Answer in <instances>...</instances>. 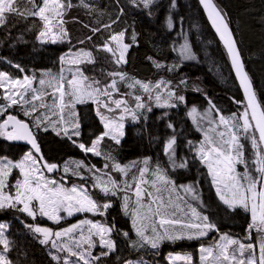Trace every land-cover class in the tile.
<instances>
[{"label": "trees", "instance_id": "trees-1", "mask_svg": "<svg viewBox=\"0 0 264 264\" xmlns=\"http://www.w3.org/2000/svg\"><path fill=\"white\" fill-rule=\"evenodd\" d=\"M212 1L232 31L246 73L253 85L254 93L261 108L264 109V0ZM118 3L120 8L117 7ZM88 4L91 5V9L79 6V0H75L77 8L69 10L78 14L76 25L66 27L70 38V42L66 46L39 42L38 32L42 25L37 19L31 17L25 19L19 16L9 18L8 28L5 30V39L4 37L0 39V59H3V62L0 60V71H7L11 75L21 73L29 77L42 75L41 72L46 71L53 72L58 76L60 57L71 48L75 49L79 46L81 48L85 42L98 48L110 36L104 30H110L114 33L125 32L126 43L131 45L126 57V69L133 75L146 80L155 79L165 82L161 78H156L158 74L166 76L168 89L171 90L170 92L175 93L172 97V103L177 105V108L168 107L164 111L165 117L162 121L158 120L161 114L158 110L152 112L148 110L137 111L136 115L139 117L140 122L127 125L125 138L120 147H113L115 145L113 143L102 145L101 153L109 154L104 156L108 162L115 161L112 155L114 151H116V159L120 161L134 160L139 157H153V155L158 160L164 161L165 145L172 136L176 137L174 147L178 154H186V151L191 150V148L185 146L188 140H192L196 144L201 142L199 132L194 128L186 113L190 106L200 108L210 106L225 118L234 117L243 121L241 117L247 109L233 77L228 57L197 0H153L148 8L139 3V0H137V5H134L132 0H92V3ZM112 4L114 7L111 8ZM25 6L31 7L30 4H22V7ZM121 9L123 14L119 15ZM96 10H98L97 15ZM169 19L171 20V27H169ZM114 20L116 22L112 23ZM107 24H111V28H106L105 25ZM85 25H88V27H85ZM93 28H101V30L94 35L91 31ZM133 34H135V40H133ZM184 34L189 37L196 58L194 62L183 61L177 53ZM88 37H91V39H88ZM10 65L15 66V69L11 68ZM16 65L20 67L18 68ZM21 68L23 71L20 70ZM34 87L37 88L35 78ZM48 89L46 85L44 88L37 89L39 92L47 94L43 99L44 102L49 97H53V95L46 93ZM180 96H183L185 101L177 98ZM40 103L41 101L36 104ZM53 103L54 98L51 106ZM6 104L7 101L0 97V106L4 107ZM30 108L31 105L8 107L6 112L0 115V123H3L7 116L11 114L30 125L42 152L43 160H39L41 165L43 163L56 164L61 168L65 161H69L73 164L74 171H76L75 165H79V162L71 158L82 159L85 172L91 164L90 161L77 148L73 147L66 138L51 131H43L41 127L35 131L36 117H32L31 114L25 115V111H30ZM78 109L79 116L86 113L91 117V120L87 119L83 123V128L81 126L82 129H80L82 131L81 137L76 138L73 142L88 146L92 140L102 134L103 130L96 120L95 106L92 103H85L79 106ZM52 110L53 107L42 108V118L48 121L53 118L55 115ZM95 123L98 127L91 131ZM169 124L172 125L171 128ZM251 135L252 132L251 134L250 132L247 134L241 132L240 142L244 145V158L248 161V166L255 168V165L251 163L254 158ZM106 142L109 143V141ZM27 151L28 149L25 146L0 136V158L19 160ZM190 156L193 157V155ZM101 162V159H92L93 164L91 165L100 166ZM164 164L162 163V165ZM201 165L200 162L193 159V164H191L192 173H189L190 178L192 175L198 176V167ZM42 169L48 177L57 179L67 185L75 182L72 176H65L61 171L56 175H49L43 167ZM244 169L243 164L237 166L238 172L243 173ZM202 171H204V168ZM173 177L177 182L174 171ZM255 177L257 176L255 175ZM189 179L186 178V180ZM89 181L92 183L91 179ZM89 190L93 192L94 199L100 202L101 197L96 195L95 189L90 186ZM116 200V207L111 211L112 217H110L111 215L108 216L109 222L113 223L112 233L116 251L110 253L102 261L98 263L94 261V263L122 264L130 259H140L142 255L148 260L160 259L165 253L162 250L163 244L155 249L151 248L150 245L135 237L132 230L131 233L125 230L129 221L124 217L118 202L120 200ZM212 212L217 216V219L212 217L210 221L216 225L217 233L220 234H230L227 229L232 228V226L226 219L236 215L241 217V219L239 218L241 220L240 233L243 234V231L250 224V214L242 210L240 212H226L224 205L218 208L214 203ZM106 218L104 221L108 220ZM19 220L21 222V218ZM28 220L29 222L22 224V227L16 226L13 222L9 223L6 237L11 242L9 255L13 264H58L48 250L50 244H40L39 238L33 234L28 225L37 222L35 225L55 229L57 227L50 221H41L37 218ZM57 226L58 228L61 227L60 225ZM235 231H237L236 227L232 230L234 234L232 236L241 239V234L236 235ZM124 233H128V235L125 236ZM213 235L215 236V233H211L209 238ZM170 242L172 247L170 251L168 250L169 252H176L177 249L189 247L190 245L194 246L193 244H195L185 240ZM178 242L182 245L178 246ZM184 243L190 245H183Z\"/></svg>", "mask_w": 264, "mask_h": 264}, {"label": "snow or ice", "instance_id": "snow-or-ice-1", "mask_svg": "<svg viewBox=\"0 0 264 264\" xmlns=\"http://www.w3.org/2000/svg\"><path fill=\"white\" fill-rule=\"evenodd\" d=\"M22 3L25 5L30 4L31 7L25 6L22 8ZM132 3L137 5V0H132ZM139 3L148 8L153 3V0H139ZM201 3L208 12L209 19L219 33L231 57L232 65L244 89L247 98V109L251 110V115H249V111L247 110L242 114V125L234 117L225 118L221 115L217 127L223 125L224 130L217 132L215 128L211 129V131L216 132L218 139L206 134L205 141L200 144L196 152L200 162L207 167L212 177V183L215 186L219 200L231 210L243 209L245 212L250 213L252 223L249 227L254 228L257 232L264 233V148L261 147V145H264V109L261 108L252 90V85L247 73L244 71V65L240 59L236 42L232 38V33L228 29L223 15L212 3V0H201ZM73 6L70 0H0V26H3L7 22L9 16H19L25 19L34 17L42 25L38 32V39L42 43L51 42L55 44L58 42V38L62 42L63 38L68 34L67 29L64 27L66 23L65 16ZM79 6L91 9V5L86 0H79ZM121 14H123L122 9ZM115 22L114 20L112 23ZM85 27H88V25H85ZM105 27L111 28V24H107ZM169 27H171L170 19ZM91 31L95 33L99 29L93 28ZM124 36L125 32L123 31L111 34L108 41L100 49L108 53L112 57V63L116 65V70L107 73V76L110 77L108 83L101 85V82L98 80L86 83L88 78L83 76L82 72L79 74V79L74 74L73 78L67 80L66 83L62 75L58 78L52 77V80L55 81L54 85L51 81L49 82V86L54 89V103L51 107H58L61 113L56 126H59L61 122L67 123L63 116L66 108L71 107L74 109L76 104H83L89 100L97 104L98 107H105L109 112L116 109L121 110L122 114L118 119H109L97 111V114L100 115L101 120L104 122L106 131L90 147L85 146L83 143L78 145L86 153L91 152L97 156L101 155V152L97 149V145L100 144L105 136L119 144L120 137L123 136L122 130L124 124L121 121L125 118L124 114L130 112L132 119L136 120V110L145 108V103L140 95L134 96L136 101L135 110L127 106L126 100L111 99L114 93L119 92V83L126 84L129 88L139 86L144 93L149 94V99H151L150 93L153 86L140 80H134L128 77L126 72L120 70L121 66L127 63L126 53L130 47V45L124 43ZM88 39H91V37H88ZM133 40H135V34H133ZM187 52V46H184L182 54ZM81 55L87 57V63H95V58L90 52L77 54V57L72 59L70 63L79 64L83 62L80 58ZM61 60L63 61L64 57H61ZM16 67L19 68L20 66L16 65ZM20 70L23 71L22 68ZM33 80L34 77L29 76H24L22 80L11 78L7 73L0 71V88L5 89L3 99L7 101L6 106L0 107V115H3L7 108L13 105H31L30 111L26 110L25 115L35 113L39 108L48 107L42 99L44 93L38 92L32 86ZM162 83L164 82L161 81L154 87L159 88ZM39 84L41 86L45 85V80L40 79ZM55 93H59L58 104L55 103L57 99ZM168 95L172 97L175 93L169 92ZM65 96L69 97L68 101H65ZM177 98L179 100L184 99L183 96ZM155 99L157 102H160V95L157 94ZM38 100L41 101L39 105L35 103ZM112 105H115V108ZM158 106L175 107V105L168 104L167 101L162 104L158 103ZM195 111L196 109L193 108L192 112ZM53 114L55 115V113ZM72 115H75V113L73 112ZM48 123H51V121L49 120ZM48 123L40 117H36L35 119V126L39 128L43 125L44 131L48 130ZM71 126L74 129H78L80 126L78 120H73ZM169 127L171 128L172 125L169 124ZM63 131L65 135L68 134L67 128H64ZM250 131L252 132L250 139L254 151V158L251 163L255 165L254 170L258 173L257 177H254L248 168V161L244 158V145L240 142L241 132L247 134ZM256 133H258V137ZM57 134L59 135L60 132L57 131ZM73 134L78 136L79 132L75 131ZM0 136L8 140L26 141L35 150V153L40 152L39 145L29 124L17 119L14 115L9 114L7 119L3 123H0ZM175 144L176 137L172 136L167 141L165 153L169 156V161L174 168H185L187 167L186 161L179 164L176 163ZM189 144H191V141H189ZM39 159H42V157L38 158L33 152H29L17 163H13L10 160L6 162L0 161V209L15 208L19 212L26 213L33 220L39 215L53 222H59L62 219V212L67 213L68 216L80 212L103 216L105 211L111 206L109 203L99 204L89 195L87 189H78L75 186L65 188L56 180L47 178L43 175L41 169L37 167ZM143 163L145 166L139 169L138 182L134 185V196L136 197V205L138 207L134 208L132 212V226L136 230L137 236L144 243L150 244L155 249L164 240L173 242L184 239L192 240L206 236L209 231L216 230V225L209 220V217L202 215L191 205H188V207L194 218L193 221L182 222L176 216L175 209L170 211L172 201L169 199L166 203L162 193L175 191V185L159 165L154 170H151L148 167L149 161L147 159ZM239 164L245 166L243 173L237 171V165ZM43 167L47 168L48 172H52L57 168V165L45 163ZM128 167H122L118 163L113 164L115 170L124 174H127L126 170ZM14 168L19 169L23 179L16 180L15 184L10 186L8 178ZM64 171H68L67 167H65ZM148 173H151L152 179L146 178V174ZM141 185H148L150 189H154L156 193L161 195L154 196L149 188H142ZM10 187L14 188L15 191H5V189H10ZM95 187H98L105 196L109 194L115 196L121 190L120 185L111 179L106 182L100 181ZM131 187L127 183L124 185L125 189ZM185 191L192 193L194 200L199 199L195 189L191 186L185 188ZM145 196L149 198L147 204L144 202ZM130 199L131 197H125L124 208L126 211ZM157 224L159 227H157ZM81 225H91V227L88 229L87 236L84 235V231L81 229L80 238L76 240L71 234L80 229ZM149 225H151L152 234L146 235L145 233ZM28 227L42 237L39 239L40 244L47 245L51 243L52 248L69 252L71 256L76 257L77 261H82L83 264H90V261H100L101 257L108 256L115 249L114 242L110 238H106L110 237L112 229L90 220H82L78 224H73L57 232L38 225H28ZM4 230L5 225L0 224V246H2V250H0V264H13L7 255L11 250V242L5 236ZM124 235L127 236L128 233H124ZM94 236L98 237L100 247L107 249V251L101 252L99 256L92 255L91 250L96 247V241L93 239ZM61 237H68L69 242L75 248H80L82 244H86L87 251H73L72 247H69V244L57 245L56 241ZM222 239L225 242L216 246L218 251L215 254L213 248L200 249L202 264H264V236L261 237L260 254L258 257L252 244L245 245L239 240L228 237H223ZM232 245H236L237 247L233 248L230 252L229 247ZM246 249L251 250L249 256L246 259H239L237 252L242 257ZM52 258L54 260L58 259L56 256ZM184 259L190 260V257H185ZM63 264H69V261L66 259ZM127 264H131V262L129 261Z\"/></svg>", "mask_w": 264, "mask_h": 264}, {"label": "rangeland", "instance_id": "rangeland-1", "mask_svg": "<svg viewBox=\"0 0 264 264\" xmlns=\"http://www.w3.org/2000/svg\"><path fill=\"white\" fill-rule=\"evenodd\" d=\"M115 1V0H114ZM87 3H92V0H86ZM70 3L73 4L74 6L71 9H75L77 8L75 6V0H70ZM23 4V3H22ZM22 6V5H21ZM114 7V5H111V8ZM118 8H120V4L118 3ZM23 8V7H22ZM69 9V10H71ZM98 9V8H97ZM67 12L66 16H65V20L66 23L64 25V27H68V26H75L76 25V16H77V12L74 11H69ZM15 16H9V18H14ZM9 18L7 20V22L3 25L0 26V39L2 37H4L5 39V30L8 28V24H9ZM34 18V17H31ZM36 19V18H34ZM105 33H107L108 35L110 34H115L114 32L110 31V30H104ZM110 37V36H109ZM109 38H107L104 43L106 41H108ZM39 42L40 39H38ZM70 42V38L69 35L67 34L66 37L63 38L62 42L61 40L58 38V42L55 43L57 45H61V46H66L68 43ZM42 43V42H41ZM103 43V44H104ZM124 43H125V36H124ZM43 44H53L51 42L48 43H43ZM102 44V45H103ZM83 47L79 48L76 47L75 49H70L69 51L66 52V54H64L62 57H64V60L60 62V67H61V71L66 73L67 75H69L71 78H73V75L75 74L76 77L79 79V74L82 72L83 76L88 78L87 82H91L92 80H98L101 81V85L106 84L110 81V77L107 76V73L113 70H116V65L112 63V57L106 53L101 51V47L102 45L98 46V48H95L93 45H91L88 42H85L84 44H82ZM184 46H187L188 52L182 54V50L184 48ZM84 52H90L92 54V56L95 58V63H87V57H83L81 55V60L83 62L79 63V64H73L70 63V61L74 58L77 57V54H82ZM99 53V56L97 57V54ZM177 53L178 55L181 57V59L185 62H194L196 61L195 55L193 53V50L191 48L190 45V41H189V37L187 34H184V37L182 39L181 44L179 45L178 49H177ZM61 59V58H60ZM102 70V71H100ZM121 71L126 72L128 77L134 79V80H140L142 82L145 83H149L152 87V91L150 93L151 95V99H149V94L148 93H144L142 89L139 88V86H136L135 88H129V90H131V92L127 95L126 93L128 92L127 90H123V92L120 93L121 89L123 88L122 86L126 87V84L123 83H119V92L118 93H114L113 96L111 97V99H123L127 101V106L130 109H134L135 110V105H136V101L135 99H131L132 97L130 96H135V95H140L143 98V101L145 103V108L143 109H139L136 110L137 111H141V110H145V111H149L152 112L154 110H158L161 112L158 120L162 121V119L165 117V110L168 108V106H158V103H164L165 101H167L168 104L170 105H174L172 103V97H169L168 93L171 91L170 89H168V82L166 79V76L162 75V74H158L156 79H163L165 80L164 83L161 84V86L159 88H155L154 86L161 82V80H146V79H140L138 77H134L131 76L124 68V65L121 66L120 68ZM131 82V81H129ZM159 94L161 97L160 102H157L155 97L156 95ZM54 97H49L44 103L46 105H48L47 108L51 107L52 104V100ZM103 99V98H101ZM69 97H65V101H68ZM134 101V102H132ZM182 101H185V99H183ZM56 104L57 100L55 101ZM86 103H92L95 105V117L96 120L98 122V124L102 127V134L106 131L105 127H104V122L101 120L100 115L97 114V111H99L100 113H102L105 117H108L109 119H118V117L122 114L120 109H116L115 111L109 112L106 110L105 107L103 106H99L95 103H93L91 100L87 101ZM133 103V105H132ZM84 104V103H83ZM83 104H76L74 109L69 107L66 108L64 110L63 116L65 118V120L67 121V123L61 122L59 126H56V122L60 119L61 113L58 107H56L55 109L53 108V112L55 113V116L53 118L50 119L51 123H48V121L45 120L46 123H48V130L47 131H51L54 133H57V131H61L62 135L66 138L71 139L72 136L71 134L74 133L75 131H78L80 134V130L81 126L83 125V123L88 119L91 120V117L84 113L83 115L79 116V109L77 108L78 106H81ZM39 105V104H37ZM132 105V106H131ZM16 107H20L21 105H13ZM11 106V107H13ZM151 106V107H148ZM113 108H115V105H112ZM174 109L177 108V105H175V107H173ZM195 108L196 111L192 112V109ZM150 109V110H149ZM42 108H39V110L37 112H35L34 114L37 115V117H42ZM75 113V115H72V113ZM187 116L190 120V122L192 123V125L194 126V128L199 132L200 134V139L201 142L200 143H194V141L192 140H188L186 142L185 146H188V148H191V150L186 151L183 156H190L193 155V159H196L200 162L196 149L200 146L201 143H203L205 141V135L207 134L210 137H214L217 138L216 136V132L211 131V129L215 128L216 131H222L224 130L223 125H220L219 127H217V125L219 124V117L221 116L219 113H217L215 110H213L210 106L204 107V108H200V107H196V106H190L188 107L187 111ZM125 118L123 121H121L124 124V128H123V136L120 137V143L117 144L115 143L113 140L109 139L107 136H105L103 138V140L100 142L99 145H97V149L98 151L101 152V146L102 145H107L110 143L115 144L114 147H120L121 143L124 141L125 138V129L127 127L128 124H138L140 121L137 117L136 120L132 119V115L131 113H125L124 114ZM90 119H89V118ZM83 118V119H81ZM81 119V120H80ZM73 120H78L79 122V128L78 129H74L71 126V122ZM238 120V119H236ZM95 122V121H94ZM238 122L242 125L243 121L238 120ZM55 126V127H54ZM98 127L97 123H95V126H93L91 128V131L94 130V128L96 129ZM40 128V127H39ZM39 128H37L36 126L34 127L35 131L39 130ZM67 128L68 130V134L65 135L63 129ZM43 130V127H42ZM102 134L100 136H102ZM251 134V131H250ZM74 135V134H73ZM77 135H74V137H76ZM79 136V135H78ZM99 136V137H100ZM257 136V134H256ZM97 137V138H99ZM258 137V136H257ZM96 138V139H97ZM95 139V140H96ZM94 140V141H95ZM92 141L87 147H90L92 145V143L94 142ZM106 141H109V143H107ZM189 141H191V144H189ZM167 144V143H166ZM166 147V145H165ZM194 148V149H193ZM176 149V148H175ZM82 151V150H81ZM31 151H27L19 160H13L11 158H0V161H12L13 163H17L20 160L23 159V157L28 154ZM83 156H85V158L90 161L91 164L92 163V159H101V165L100 166H92L89 165L87 167V170L84 172V170L82 169V173H79V170L75 169L76 171H74L73 169V164L69 161H65L61 167V172L63 175L65 176H72L73 179H75V182L73 184L67 185L57 179H54L52 177H48L44 171L42 170L40 163L38 162L37 167H39L41 169V172L43 173L44 176H46L49 179H54L56 180L59 184H61L63 187L65 188H71L73 186L77 187L78 189H87L89 195L94 199V194H92L93 192H91L89 190L90 186L92 188L95 189L96 195L99 197H101L100 203L101 205L104 203H109L111 206L105 211V214L103 216L100 215H94L92 213H88V212H80V213H74L72 216H68L67 213H61L62 219L59 222H53L51 220H48L46 217H40L38 215L37 219H40L41 221H50L52 222L57 228H49L47 226H42V225H38L41 227H47L49 229H51L53 232H57V231H62L65 228L70 227L73 224H78L80 221L82 220H90L96 223H101L103 225H105L106 227L109 228H113V223L108 219V216L111 215L110 217H112L111 211L116 207V199H119L120 201H118L120 203L121 206V210L124 214V217L128 219V226L125 227V230H128L129 233H131V230L133 232V235H135V237H137L140 241H142L140 239L139 236H137L136 234V230L133 228L132 226V212L134 210V208L138 207V205H136V197L134 196V191H135V183L138 182V177H139V169L143 168L144 165V160H148L149 164L148 167L151 170H154L156 168L157 165H159V167L165 171V173L167 174V176L171 179V181L173 182V184L175 185V191L172 192H164L162 193L163 199L164 201L167 203L169 199H171L172 201V207L169 209L170 211L175 209L176 211V216L179 217L182 222H189V221H193L194 218L192 217L191 214V210L188 207V205H191L192 207H195L197 209V211L199 213H201L202 215H204L198 208V203L196 202V200H194L192 198V193L186 192L185 188H187L188 186H191L193 189H195V191L199 192L201 191L202 194H204L203 191V187L198 188L196 186H193L190 183H182V184H176L174 177H173V171L178 170V171H185L187 170L186 167L185 168H180V167H173L172 164L169 161V156L165 153L164 151V157L165 160H158V158L154 155L152 156H148V157H139L137 159H132V160H125V161H120L117 160L115 155H116V151H114L112 153L115 161L114 162H108L104 156L105 155H109V154H102L97 156L94 155L91 152H85L82 151L81 152ZM75 159V158H74ZM78 161H82V159H76ZM175 160L177 163V150H176V156H175ZM185 162V161H184ZM114 163H118L120 164L122 167L124 166H129L126 170L127 174L121 173L120 171H117L113 168V164ZM162 163H165L164 165H162ZM181 163V162H180ZM201 163V162H200ZM179 164V163H177ZM202 164V163H201ZM240 165V164H239ZM202 166L204 167L205 173H198L199 176L202 175H207V184L211 187L212 192H213V197L216 198L222 205H224L218 198L217 194H216V189L215 186L212 183V177L208 172L207 167L202 164ZM238 166V165H237ZM59 167V166H58ZM65 167H67L68 171L65 172L64 169ZM251 174L255 177L258 176V173L255 172V168H253L252 166H248ZM245 171V169H244ZM242 173V172H239ZM56 175V174H54ZM181 177L185 178V175H181ZM146 178L147 179H152L153 177L151 176V173L146 174ZM23 177L20 174L19 169H13L11 172V175L8 178V183L10 186L14 185L16 180H22ZM92 180V183H90L89 180ZM109 179L111 180H115L119 185H120V191L117 192V195L112 196L111 194L105 196L98 187H95V185L97 183H99L100 181H108ZM83 181V182H82ZM125 183H127L128 185H131V188L125 189L124 185ZM188 184V186L186 185ZM142 188H149L148 185H141ZM258 189H259V185H258ZM15 191L14 188L10 189H5V191ZM153 192V195H161L159 193H156L154 189H150ZM198 194V193H196ZM131 197V199L129 200V206L127 211L124 208V204H125V197ZM106 197H108L107 199H105ZM111 197V198H110ZM116 198V199H114ZM95 200V199H94ZM144 202L147 204L149 202V198L145 196L144 198ZM154 206V205H153ZM226 206V205H224ZM227 207V206H226ZM219 208V207H218ZM242 211H244L243 209H240ZM250 214V213H249ZM107 217V218H106ZM19 218H21V222L19 220ZM108 219L107 221H104V219ZM216 218V217H215ZM31 219L33 220L31 217L27 216L26 213L23 212H19L17 211L15 208H7V209H0V224L5 225V236L9 230L8 226L9 223H15L16 226L22 227L24 223H28L29 220ZM217 219V218H216ZM37 222H35L33 225H35ZM251 217H250V224H251ZM250 224L247 226V228L245 229V231H243L244 233L242 234V232L240 233L241 236L239 238H235L233 237L231 234H220L214 231H209L208 234L206 236L203 237H198V238H194L192 240H187L184 239L185 241H190L191 243H195L193 244L194 246L190 245L189 247H183L180 248L179 250L177 249L176 252H169L170 248L172 247L171 242L168 240H164L161 241L159 246L163 244V251L165 252L163 256L160 257V259H156L154 258L153 260H148L145 256H140V259H133V260H127L125 262H123L122 264H127V262H131V264H202L201 262V252L200 249L201 248H213L214 250V254L216 251H218L217 249V245H220L222 243H224L225 241L222 239L223 237H228L230 239H235V240H239L241 243L248 245V244H252L254 246L255 252L257 257L260 254V244H261V237L264 236V233H260L257 232L254 228H250ZM57 225H60L61 227L58 228ZM91 227V225H81L80 229H77L74 233L71 234V236L76 239L79 240L80 238V231L81 229H83L84 231V235L87 236L88 234V229ZM157 227L158 224H157ZM33 232V231H32ZM211 233H215V236L213 235L211 238H209ZM34 235H36L39 239L42 238L39 236V234H36L33 232ZM146 235H151V225H149L148 230L145 233ZM106 238H110L114 244L115 241L113 239V233L111 231V235L110 237H106ZM53 239H55V237H53ZM93 239L96 241V247L93 248L92 251V255L93 256H99L101 252L107 251V249L105 248H101L99 245V239L98 237H93ZM182 241V240H180ZM143 242V241H142ZM57 245H61V244H69V247H72L73 251H77V252H81L87 251V245L86 244H82V246L80 248H75L70 242H69V238L68 237H61L59 240L56 241ZM144 243V242H143ZM50 247H48V250L50 251L51 256H56L58 259H56L55 261L58 264H63L64 260H68L69 264H83L82 261H77V258L74 256H71L69 254V252L64 251V250H59L58 248H52L51 247V243ZM147 244V243H146ZM48 245V244H47ZM150 245V244H148ZM182 245V244H180ZM183 245H187L186 243H184ZM151 247V246H150ZM236 245H232L229 247V251L231 252L233 248H236ZM152 248V247H151ZM0 250H2V246H0ZM169 250V251H168ZM116 251V244H115V249L113 251H111L110 253H114ZM167 251V252H166ZM251 250L246 249L244 252V256H239V253L237 252V256L239 259H246L249 254H250ZM109 253V254H110ZM8 257L10 258L9 253L7 254ZM108 256H104L101 257L100 261H102L103 259L107 258ZM177 257H179V259H177ZM185 257H190V260H185ZM10 260L12 261V259L10 258ZM13 262V261H12ZM99 261H97L98 263ZM94 263V261H90V264H97Z\"/></svg>", "mask_w": 264, "mask_h": 264}, {"label": "flooded vegetation", "instance_id": "flooded-vegetation-1", "mask_svg": "<svg viewBox=\"0 0 264 264\" xmlns=\"http://www.w3.org/2000/svg\"><path fill=\"white\" fill-rule=\"evenodd\" d=\"M189 160L186 161L187 162V167H186L187 170H185V171L176 170L175 176L177 179V183L179 184L181 182H187V183H190L193 186H196L198 188L203 187L204 194H202L201 191H199V192L195 191L196 193H198V196H199V199L196 200V202L198 203V208L204 215H207L209 217V220L212 217L217 218V216L212 212V206H214V203H215V205H217V207H220L222 204L216 198L213 197L212 189L206 182L207 175H202V176H199V175L193 176L192 175V177L190 178L189 173H192V166H191L192 163ZM177 163H180L179 159H178ZM203 168H204L203 166L198 167V172L199 173H205V171H202ZM181 175H185V178L181 177ZM186 178H188V179L190 178V179L186 180ZM191 180H193V181H191ZM211 203H213V204H211ZM224 208H225L226 212H234V211L240 212V209L231 210V209L227 208L226 206H224ZM239 218L241 219L240 216L236 215L235 217H231L230 219H226L227 222L232 226V228L227 229L228 233H230L231 235H234L232 230L235 227H236L237 231H235L234 233H236V235H240V231H241V227H240L241 222L240 221L241 220ZM187 245H190V244L187 243ZM178 246H180V243L178 244Z\"/></svg>", "mask_w": 264, "mask_h": 264}, {"label": "crops", "instance_id": "crops-1", "mask_svg": "<svg viewBox=\"0 0 264 264\" xmlns=\"http://www.w3.org/2000/svg\"><path fill=\"white\" fill-rule=\"evenodd\" d=\"M98 14V10H96V15ZM113 14H114V8H113ZM119 15H121V10H120V14ZM92 21H93V19H92ZM101 30V28L99 29V31ZM98 31V32H99ZM98 32H95V33H92V34H97ZM109 38V37H108ZM125 43H126V40H125ZM127 44V43H126ZM129 45V44H128ZM130 47H131V45H130ZM130 47H129V49H128V51H127V53H126V57H127V54H128V52H129V50H130ZM2 62H3V59H0ZM60 62H61V59L59 60V71H58V76L55 74V73H53V72H46V71H42L41 73H42V75H37L36 77H34L35 78V82H36V84H37V88L36 89H41V88H44L45 87V85L49 88L47 91L48 92H46V93H48V95H53V91H54V89H53V87H50L49 86V82L51 81L52 82V84L54 85V83H55V81H53L52 80V77H56V78H58L59 76H61V75H63V77L65 78V83H66V81L67 80H70V79H72L69 75H67L66 73H64V72H62L61 71V67H60ZM10 67L11 68H13V69H15V66H13V65H10ZM124 68H125V70L131 75V76H134V77H137V76H135V75H133L131 72H129L127 69H126V64H124ZM100 71H102V70H100ZM3 72H5V73H7L11 78H15V79H23V77L25 76L24 74H21V73H17L16 75H11L9 72H7V71H3ZM139 78V77H138ZM40 79H44L45 80V85H43V86H41L40 84H39V80ZM141 79V78H140ZM149 80H155V79H149ZM101 82V81H100ZM33 87H34V80H33V85H32ZM123 88L121 89V91H120V93L121 92H123V90H127L128 92L126 93L127 95L131 92V90H129V88L126 86V87H124V86H122ZM35 88V87H34ZM1 91H2V94L0 95V97L3 99V96H4V94H5V89L4 88H1ZM39 92V91H38ZM42 93H44V92H42ZM29 95H31V93H29ZM55 95H56V97H57V103H58V96H59V93H55ZM115 95V94H114ZM45 96H47V94H44L43 95V98L42 99H45ZM66 97V96H65ZM130 97H132L131 99L133 100L134 99V97L133 96H130ZM38 102H40L39 100L38 101H35V103H38ZM132 102H134V101H132ZM85 104V103H84ZM133 104V103H132ZM94 105V104H93ZM21 106H27V105H23V104H21ZM20 106V107H21ZM95 106V105H94ZM79 107V106H78ZM77 107V108H78ZM40 112H42V111H40ZM31 115H32V117H37V115H35L34 113H31ZM41 119H43L42 117H40ZM138 119H139V117H138ZM45 120V119H44ZM46 121H48V120H46ZM139 121H140V119H139ZM132 125H134V124H132ZM41 127V130H42V127H43V125H41L40 126ZM82 128H83V125H82ZM81 128V129H82ZM79 130H80V128H79ZM44 131V130H43ZM81 134H82V131H80V134H79V136H76V137H74V135H73V133L71 134V136H72V138L71 139H69V138H66V137H64L63 135H62V133H61V131H60V136H62V137H64V138H66L70 143H71V145L73 146V147H75V148H77L78 149V151L81 153L82 151H81V149L78 147V143L76 142V143H74L73 141L76 139V138H80L81 137ZM101 135V134H100ZM99 135V136H100ZM98 136V137H99ZM96 139V138H95ZM94 139V140H95ZM94 140H92V141H94ZM91 141V142H92ZM38 142V141H37ZM115 146V145H114ZM113 146V147H114ZM100 149H102V146H101V148ZM42 153V152H41ZM82 154V153H81ZM85 157V156H84ZM72 160H75L76 162H79V165H75V169H77V170H79V173H82V169H83V160L82 161H78V160H76V159H74V158H71ZM90 164V163H89ZM91 165V164H90ZM59 166V165H58ZM175 170V169H174ZM182 183H184V182H181V183H179V184H182Z\"/></svg>", "mask_w": 264, "mask_h": 264}, {"label": "water", "instance_id": "water-1", "mask_svg": "<svg viewBox=\"0 0 264 264\" xmlns=\"http://www.w3.org/2000/svg\"><path fill=\"white\" fill-rule=\"evenodd\" d=\"M197 1H198V3H199V6H200V8H201V10H202V12H203L205 18L207 19V21H208V23L210 24L211 28L213 29L214 33L217 35V37H218V39H219L221 45L223 46V48H224V50H225V52H226V55H227V57H228V61H229V64H230V67H231V70H232L233 77H234V79H235V81H236V83H237V85H238V88H239L241 94H242V97H243V100H244V103H245V105H246V109H247V98H246V96H245L244 89H243V87L241 86L240 79H239V77L237 76L236 71H235V69H234V67H233V65H232L231 57H230V55H229L228 52H227V49H226V47H225V44H224V42L221 40L219 33L216 31V29H215V27L213 26L211 20L209 19L208 12L206 11L204 5L201 3V0H197ZM212 3H213V1H212ZM213 4H214V3H213ZM214 5H215V4H214ZM216 8H217V7H216ZM217 9H218V8H217ZM224 20H225V18H224ZM225 22H226V20H225ZM226 23H227V22H226ZM227 25H228V24H227ZM228 29L231 31V29L229 28V26H228ZM231 33H232V31H231ZM232 38L234 39L233 34H232ZM234 41H235V39H234ZM235 42H236V41H235ZM236 46H237V44H236ZM237 49H238V46H237ZM238 51H239V49H238ZM239 53H240V51H239ZM240 59H241V61H242V63H243V59H242L241 54H240ZM243 65H244V63H243ZM244 71L246 72L245 67H244ZM249 80H250V79H249ZM250 82H251V81H250ZM251 85H252V83H251ZM252 90L254 91L253 85H252ZM257 101H258V99H257ZM258 103H259V102H258ZM247 111H249V115H251V110H250V109H247ZM6 119H7V118H6ZM6 119H5V120H6ZM23 122H24V121H23ZM25 123H26V122H25ZM27 124H28V123H27ZM29 126H30V125H29ZM30 128H31V127H30ZM256 134H257V136H258V133H256ZM36 141H37V139H36ZM12 142H14V143H18V144H20V145H22V146H25V147L28 148L30 151H32V152H33L38 158H39V157H42L41 149H40V152H39V153H35V150L32 149L31 145H30L29 143H27L26 141H15V140H12ZM37 143H38V142H37ZM38 145H39V144H38ZM261 147L264 148V145H261ZM39 148H40V146H39ZM45 169H46V171L48 172L47 168H45ZM57 172H59V167H58V165H57V168H56V169H54L52 172H48V173H49L50 175H53V174H55V173H57Z\"/></svg>", "mask_w": 264, "mask_h": 264}]
</instances>
